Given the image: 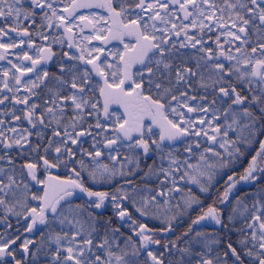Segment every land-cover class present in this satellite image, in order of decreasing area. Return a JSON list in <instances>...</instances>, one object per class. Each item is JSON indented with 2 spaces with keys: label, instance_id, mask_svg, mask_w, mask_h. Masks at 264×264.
I'll return each mask as SVG.
<instances>
[{
  "label": "snow or ice",
  "instance_id": "obj_1",
  "mask_svg": "<svg viewBox=\"0 0 264 264\" xmlns=\"http://www.w3.org/2000/svg\"><path fill=\"white\" fill-rule=\"evenodd\" d=\"M0 62V148L36 154L0 155V264H264V0H0Z\"/></svg>",
  "mask_w": 264,
  "mask_h": 264
},
{
  "label": "trees",
  "instance_id": "obj_2",
  "mask_svg": "<svg viewBox=\"0 0 264 264\" xmlns=\"http://www.w3.org/2000/svg\"><path fill=\"white\" fill-rule=\"evenodd\" d=\"M211 35H212L213 37H215L216 33H212ZM40 43H41V42H38V44H40ZM16 51H18V50H16ZM193 51H194V50H193ZM0 66H6V65H5V62H2V63L0 62ZM49 72H50V73H56V74H58V75L60 74V72H59V70H58V68H57L56 66L51 67L50 70H49ZM5 107H11V105H10L8 102H6L5 105H0V109H3V108H5ZM16 107L19 108V107H21V106H20V105H17ZM6 119H10V118H6ZM24 126H25V127H28V125H27L26 123H25ZM89 141H91V140L89 139L88 142H86V143L84 144V147H85V148H89V149H90V143H89ZM194 151H199V149H195V148H194ZM6 153H7L8 155H11V156L13 157V159L16 161V164H17V165H20V164H22V163H24V162H26V161L31 160V159H32L33 157H35V155H36V154L33 153L31 157H29V156H23V157H22V156L19 155L17 149L7 150V149L0 148V155H5ZM177 154H179L181 157H183V156H184V155H183V154H184V149H178ZM147 163H148V164H151V163H152V160H150V161L147 162ZM237 167H238L239 170L242 171V169H243V165H238ZM56 171H58V170H54V172H56ZM59 174H60L61 176L64 175V173H63L62 170H59ZM162 178H163V177H162ZM153 184H155V183H153ZM238 189H239V192L237 193V195H240V196H243V195L245 194V192H249V193H251V192L253 191V188H252L251 186H249L248 184L238 185ZM130 210L133 211V215L135 216V218H136L137 220H139V221H141V222H144V223H147V224L149 225V227H157V226H155V225H153V224H150L151 222L148 221L149 219H147V218H142V217L139 216L138 213H135L134 210H132V209H130ZM10 220H11V219H10ZM11 222H12V225H13V224H14V221L11 220ZM159 227H160V226H159ZM183 227H184V225H180V226L177 228V230H176L175 233H168L167 236H161V238H162V239H168V238L175 239V236L179 234L180 229L183 228ZM206 230H208V231H213V230H214V226H208ZM232 238H233V240L236 239L235 234H233Z\"/></svg>",
  "mask_w": 264,
  "mask_h": 264
},
{
  "label": "flooded vegetation",
  "instance_id": "obj_3",
  "mask_svg": "<svg viewBox=\"0 0 264 264\" xmlns=\"http://www.w3.org/2000/svg\"><path fill=\"white\" fill-rule=\"evenodd\" d=\"M49 43H50V42H49ZM118 46H119V45H118ZM54 50L57 51L58 53H60L61 51H71V52H75V49L69 50V49H67L66 47L63 48V49H61L59 45H56V47L54 48ZM55 60H56V58L54 57V58H53V62H55ZM53 62L50 63V64H48V65L46 66V67L48 68V70H50L51 66L53 65ZM74 62H75V61H67L66 58H65V63H74ZM185 139H186V141H187V140L189 139V137H188V138H185ZM184 145H186V143L178 141V142H176L175 148H179L180 146H184ZM39 175L42 177L44 174H43V172L41 171V172L39 173ZM62 178H63V177H62ZM33 183H34V182H33ZM37 187H39V186L33 187V191H36V188H37ZM83 199H86V197L83 198ZM77 202H78V203H81V202H83V200H78ZM34 203H35V202H34ZM104 214H105L106 217H107V216H111V215H112V209H111L110 207L107 208ZM113 222H114V224H115L116 226H121V225H120V222H119L118 220H115V219H114ZM27 223H28L27 221H23V220L17 221V222L14 223V225H13V227H12L11 229H8V231H9V232H15L17 228H20L21 231H23L24 226H25ZM58 227H61V226H56V225H54V228H58ZM46 230H47V229H46V226H38V230H34L33 233H24V235H25V236H28V237H30V238H34V239H36L37 241H39V239H40V232H42V231H46ZM60 230H61V229H56V231H60ZM4 231H5V229H4ZM122 231H124V232H126V233H130V232H131V229L128 228L127 226H124V227H122ZM1 232H3V229L1 230ZM17 234H19V233H17ZM23 238H24V236L21 237V239H23ZM33 247H35V245H34ZM49 260H50L49 257H45L43 254H41V255H40V261H39V264H49Z\"/></svg>",
  "mask_w": 264,
  "mask_h": 264
},
{
  "label": "rangeland",
  "instance_id": "obj_4",
  "mask_svg": "<svg viewBox=\"0 0 264 264\" xmlns=\"http://www.w3.org/2000/svg\"><path fill=\"white\" fill-rule=\"evenodd\" d=\"M89 11H90V12H93V13H96V14H98V15H107V14L103 11V9L85 10V14H88ZM41 42H42V41H41ZM42 43H43V42H42ZM93 43H98V42L94 41ZM113 45H118V42L113 41V44L108 45V47L111 48V47H113ZM119 47L122 48V45H119ZM18 51H20V50L18 49ZM1 63H2V62H1ZM80 67L83 68V67H85V66L81 64ZM89 67H90V66H89ZM121 111H122V110H121ZM201 145H202V146H205L204 141H201ZM121 151H122L123 153H127V148L125 147V148L121 149ZM155 158H156V157H155ZM166 161H167V160H166ZM157 162L159 163V161H157ZM164 165H165V167H166V166H167V163L164 162ZM85 179H87V178H85ZM161 179H162V177H161ZM88 183L91 184L89 181H88ZM153 183H156V181L153 180ZM189 186L192 187L194 191H196V188H195L194 185H189ZM93 187L96 188V189L108 188L107 185H93ZM10 218H13L15 221H17V219H16L15 217H10ZM154 221H155V220H154ZM156 222H158V221H156ZM56 226H59V225H56ZM159 226H162V225L159 224ZM2 229H3V232H4L5 226H4L3 224H0V232H1ZM55 229H61V227H58V228H55ZM64 230H65V231H68V229H64Z\"/></svg>",
  "mask_w": 264,
  "mask_h": 264
}]
</instances>
